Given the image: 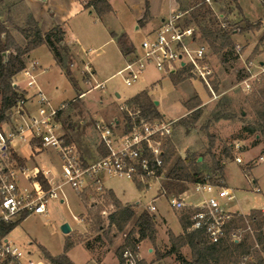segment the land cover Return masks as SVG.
Returning a JSON list of instances; mask_svg holds the SVG:
<instances>
[{
  "label": "built area",
  "instance_id": "2783aa9c",
  "mask_svg": "<svg viewBox=\"0 0 264 264\" xmlns=\"http://www.w3.org/2000/svg\"><path fill=\"white\" fill-rule=\"evenodd\" d=\"M203 2L211 11L214 10L211 0ZM189 10H174L157 27L142 36L133 58L127 59L119 71L126 85H131L145 67L151 65L164 75L183 72L190 79L200 81L213 99L219 96L213 86L216 70L210 47L201 37L196 24L190 20ZM221 17L222 14L215 13L220 27L225 28ZM236 49L239 51L240 46L237 45ZM32 69L24 67L21 70L28 86L35 82ZM242 69L239 85L245 93H251L264 84V58L244 60ZM14 76L11 83L19 88V81ZM25 100L23 95L5 111L7 118L0 120V223L15 222L27 215L44 213L48 199L58 197L59 185L54 189H45L36 178L41 172L30 176L29 190L19 187L18 177L24 172V165L18 161L13 147L12 140L15 138L21 143L32 145L34 151L47 148L55 150L60 161L61 183L68 184L79 193L105 191L102 182L105 176H124L143 186L163 178V140L172 134V121L145 115L138 104L125 102L119 106V117L94 122L98 146L105 153L90 162L82 156L73 141H62L64 133L57 117L61 107H54L41 95L35 112L26 113ZM14 113L21 120L13 121ZM231 146L237 152L243 147L240 141ZM235 161L241 163L242 159L235 156ZM250 181L253 189L258 191L254 180ZM194 189L208 195L190 216V228L205 229L210 241L215 242L222 234L224 221L231 217V212L223 210L219 199H231L232 191L222 184L209 181L194 183ZM168 201L176 210L185 205L176 196L169 197ZM153 209L154 206L150 205L149 210ZM7 234L0 233V264H54L11 240ZM230 237L237 242L240 239L239 231H232ZM122 257L124 264H136L138 260L136 253L129 247L123 250Z\"/></svg>",
  "mask_w": 264,
  "mask_h": 264
},
{
  "label": "crops",
  "instance_id": "0c3cea01",
  "mask_svg": "<svg viewBox=\"0 0 264 264\" xmlns=\"http://www.w3.org/2000/svg\"><path fill=\"white\" fill-rule=\"evenodd\" d=\"M5 1L6 0H4V2ZM89 1L90 0H7V3L9 6V13L13 12L16 15L15 21L17 25H22V23L24 24L26 18L30 15L37 22L38 27L42 32L49 31L55 24L60 25L63 29V42L67 47L68 53V62H65V67L56 60L53 52L50 50L48 45L46 43H43L32 49L24 56L25 68L31 69V67H33L32 73L35 76V82L31 86H28L26 83L27 78L23 77L21 71L15 74L14 78L18 79L20 75H22V77L24 78H22L24 84L21 83V79H18V84L19 88L25 94L26 100L24 109L26 113L35 112V109L38 106V100L41 95L45 96L54 107H61L58 112V120L62 126V132L64 133V135H67L69 137L70 141L74 142V139L76 138L80 140L74 143L77 145L82 156L87 161L91 162L96 160L101 155L98 151L99 138L96 137L97 135L95 136V134L97 133L93 127L94 122L100 119L107 121L115 117H119L121 115V111L119 109V106L121 104L129 102V100H131L135 94L142 90H145L149 96L152 95V86H155L159 81L158 79L149 80L133 95L122 100H119L121 97L120 93H118L116 90L111 92L106 88L105 83L107 81L117 75H121L119 71L125 65L128 56V53L126 54L120 49L117 42V37L120 34H124L127 43H133L136 47L135 50H137L139 42L138 44H136L133 38L139 33H141V35L143 36L147 31L157 27L171 12L179 8L180 2L178 0H108L112 11L102 15L101 17H98L92 6H85ZM260 1L264 6V0ZM0 2L2 4H6V2L3 3V0H0ZM146 2L148 15L144 17ZM232 4L234 5L236 10L244 15V11L241 7V0H232ZM259 17L262 18L263 16ZM0 18L2 19L1 15ZM235 34L237 33H234L233 35ZM132 52L133 49L131 47L130 53ZM239 58L242 59V55H240ZM150 67V65L146 66L142 73ZM172 75L173 74L169 76L171 77ZM181 84L182 83H178L174 85V83L172 82V86L176 92V97L180 101L184 110L182 113L169 118L157 109V106L160 103L159 99H155V97H152L151 100L153 101L156 110L159 112L160 117L164 118L165 120L172 121V133H174L173 143L176 147L175 156L184 158L188 152H194L197 150L198 146L202 148V146L204 145L201 139L194 137L193 134H195V127L192 126L191 128H189L188 132H186L185 134H183L180 125H176L174 128L175 122L178 119L185 117L191 111L188 110L184 104H182L181 98H183L182 94L184 92L180 89ZM94 91H98L96 93L97 96H95L96 98L94 96H92V98H89V95ZM193 92L195 94L191 95V97H188V99L195 97L197 94L203 100L204 96L208 97V100L203 101V105L213 100L216 101L219 96L221 99L225 94L219 93V96L213 99L211 96H207L206 90L204 94H202V96L196 91H192L191 93ZM95 99L98 100L99 103L103 104L101 105L100 109L96 108L93 105L92 102ZM188 99H186V101ZM75 101L78 102V104L80 103L82 105L84 109L83 112L86 115V119H77V121H73L74 123L70 125L69 121H65L64 117H66V111L70 109V106H74L72 102ZM199 107L201 108L200 104ZM12 120L19 121L21 120V117L18 114L14 113L12 115ZM254 137L257 139L255 142L251 141V143H245L246 147L240 154V158L243 153L245 154V162H243L242 160V162L239 163L241 164L239 167L244 172V164L252 160L253 164L252 166H249L247 171H250L252 174V179L259 189L257 192L262 193L261 195H259V197H257V199L255 200L256 202L247 201L245 203L241 199L238 200L237 195H235L236 192L241 190L245 193V190H242V188L238 187L233 188L227 186L225 167L227 162H234L235 158L233 160L231 157H228L227 154H223L221 152L215 157V159L218 160L222 166V185L231 189V193L233 195L231 199L223 198L225 200H222L220 202L223 210L227 212L247 214L251 209L264 210V141H259L260 135L258 134H254ZM233 141L236 142L235 140ZM12 144L18 158L24 165V172L20 173L18 177L19 187L25 191L29 190L30 176L36 174L37 172H41L44 175V179H46L50 188L54 189L59 185V189H57L58 197L56 199H58L62 203L66 202V196L64 194L65 192H63L62 190L64 184L61 183L60 179V161L56 151L49 148L43 149L42 151H34L32 145L21 143L17 138L12 140ZM231 144L229 143L230 146ZM218 145L219 144H217L216 148H218ZM218 151H222L221 148H219ZM252 151H255L254 154L252 153ZM212 153L215 154L214 152ZM260 156L261 158H259ZM111 178L127 177H103L102 182L104 188L113 191L111 187H108L105 184V179ZM154 182H157L158 185V195L163 196L167 199V196H169L168 193L159 192V188L161 185L160 180H156ZM192 187L194 188V184H186L182 192L178 193L176 191V197L181 198L185 204L180 211H183L186 208L200 205L208 195L203 191H198L203 194V197L200 200L195 201L194 196L191 193ZM113 193L123 205H131L134 211L135 208L142 206L143 209L141 211L147 209L149 213L154 216L156 223L155 242L156 244H158V241H160L165 245L166 250H168L171 246L169 232H171L174 236H178L183 233V229L178 220V215L172 210L173 207H171L170 204L169 210L176 217L179 224V229L177 231H173L170 228L166 218L154 205V199L158 197V195L153 197L151 202L146 203L140 200H136L134 202L124 201L120 199L114 191ZM52 199L54 198L48 199L47 203ZM231 201H234V203L230 205L229 202ZM47 203L44 213L27 215L24 218L20 219V222L18 224H21L27 217L32 215H46L48 209ZM150 205L154 206L153 210H149ZM141 211H139V213ZM71 229L72 226L70 227V230ZM76 230L82 232V230L78 226ZM160 230H162V236L160 234ZM9 233L7 234L8 238H10ZM10 239L20 244L18 239ZM38 244L44 247L42 244ZM138 248L140 249L139 244ZM115 249L113 251L108 249L101 255L94 257L91 250L85 248V250L88 251L89 258L82 264H112L114 261L116 264H119L118 259L115 255ZM151 250L152 247H148V253H139L140 258L147 260L149 264H170L168 263L170 261H172L173 264H178L176 255L174 253L164 256L160 259H156L154 261L147 258L149 257V252H151ZM59 254L50 253V255L52 256H56ZM179 254H181L184 258L189 259V247L187 245L181 246L179 248ZM67 257L73 264H76L68 255Z\"/></svg>",
  "mask_w": 264,
  "mask_h": 264
},
{
  "label": "rangeland",
  "instance_id": "374dc122",
  "mask_svg": "<svg viewBox=\"0 0 264 264\" xmlns=\"http://www.w3.org/2000/svg\"><path fill=\"white\" fill-rule=\"evenodd\" d=\"M197 1L199 0H180V3L184 9H188ZM211 1L214 10L211 14H207L206 17L199 18L197 24L211 25V27H214L213 16L215 17V13L222 14L221 20L226 24L225 29L229 31L232 43L216 52L210 46L208 41L202 37L211 50V59L216 70L215 81H217L218 86L216 92L218 94L225 93L221 99L219 96L217 99L218 101L216 100L217 102L213 100L204 105L202 103L203 101L208 100V97L204 96L203 100L198 94L195 96L200 102L201 113L193 124V127L196 128L194 131L195 134L193 135L194 137L201 139L204 146H202V148L198 146L196 151L189 152V158L193 163V165L192 163L190 164V169L191 171H196L198 177L206 181L214 179V175L217 173L213 169L212 158L209 152H207L210 141V137H208L209 135L212 136L213 140V145L211 147V150L213 151L211 152L215 153L214 156L216 157V155L221 152L223 154H229L233 160L235 156H240L243 149L246 147V142L251 143V141L255 142L257 140L254 137V134L260 135L259 129L257 128L256 115L249 104L252 92L245 93L240 87L239 82L242 78L243 60L264 58V6L261 1L241 0L242 10L244 11V15L248 18L235 9L232 0ZM5 2L6 4L0 2V15L2 16V20L13 35L15 41L20 46H24L26 40L24 35L20 32L19 27H23L25 23L17 25L15 21L16 15L13 12L9 13L7 0ZM5 2L3 0V3ZM259 16H263V20ZM245 21H248L255 27L242 29L245 25ZM234 33L237 34L233 35ZM141 36V33H139L133 38L136 44L141 40ZM129 45H131L133 52L128 53L127 59H132L136 47L133 43H129ZM237 45L240 46L239 51L236 49ZM67 54L68 53H65V62L68 60ZM240 55H242V59L239 58ZM22 78V75L18 77V79H21V83L24 84V78ZM153 79H158L159 81L155 86H152L151 93L153 96L150 95L149 97L159 99L160 103L157 106V109L169 118L184 111L180 101L176 97L172 82L174 85L182 83L180 86L181 91L184 92L182 94L184 99L181 98L182 104L186 102L188 97L195 94L194 92L191 93L192 91H196L202 96L206 90L203 84L192 79L190 80V78L183 74V72L175 73L170 77L169 75H164L157 71L153 66L141 73V76L131 85H126L122 76L117 75L107 81L105 86L111 92L116 90L120 93L121 97L119 100H122L133 95L137 90L142 88L144 84ZM20 91L22 90L20 89ZM97 92L98 91H94L91 93L89 98L97 96ZM206 94L207 96H211L207 90ZM190 99L192 98H189L188 100ZM92 103L99 109L101 105H103L96 99ZM72 104L74 106H70V109L66 111V117H64L65 121H69L70 125L74 123L73 121H77V119H86L82 105L80 103L78 104L76 101L72 102ZM219 113H222V116L220 117L221 119L215 118ZM185 117L182 118L185 119ZM182 118L175 122L174 128L176 125H180L183 134H185L189 129L186 130L182 123ZM173 134L174 133H172L168 139L171 141L174 149H176L175 144L173 143ZM96 135L97 134H95V136ZM233 140H238L240 143H243L241 151L237 152L229 145V143L233 144ZM78 141L80 140L77 138L74 139L75 143ZM259 141H263L261 135ZM217 144H219L218 148H216ZM219 148H221L222 151H218ZM254 152L255 151H252L253 154ZM241 158L243 162H245L244 153L241 155ZM252 164V160L246 162L243 166L244 172L239 167L241 164L236 163L235 161L227 162L225 167L227 186L233 188L238 187L245 190V193L239 190L235 194L237 195L238 200L241 199L245 203L247 201L256 202L255 200L257 197L262 194L258 193L252 187L253 185L250 181L253 180L252 174L250 171H247ZM159 180L162 183L165 181V178L163 177ZM154 181L156 180L148 182L145 186L137 182L143 186L142 189H137L134 181L127 178L105 179V184L108 187H111L118 197L124 201L134 202L140 200L148 203L152 201L153 197L158 195V185L157 182ZM181 185L184 187L186 186V184ZM176 188L179 189L178 187ZM62 190L65 192L66 202L62 203L58 199L50 200L47 203L48 209L46 215H32L27 217L21 224H17L12 229L9 233V237L18 239L19 243L24 245L23 247L31 250L35 255H42L46 258L50 253H63L65 242L70 240L73 245L65 253L76 264H82L89 258L88 251L85 250V248L91 250L94 257L99 256L108 249L113 251L115 248L122 245L127 237L136 240L135 246L137 248V259H141L139 253H148V247H152V250L149 252V257L147 258L153 261L156 260V252L166 251L165 245L160 241H158V244H156V242L152 244L148 239H140L136 233L137 228L133 219L126 224L122 231L116 232L115 228H108V215L114 210V206L106 197L105 192L107 189L100 193L92 191L79 193L65 183ZM191 193L193 194L195 201H198L203 197V194L195 190L193 187L191 188ZM80 195L84 197L85 203L81 201L82 199ZM168 195L167 199L158 195V197L154 199V205L166 218L170 228L173 231H177L179 229V224L176 217L169 210L168 201L169 197L177 196L176 190L174 189L171 192H168ZM222 200L225 199L221 198L219 199V202ZM233 203L234 201L229 202L230 205ZM142 209V206L135 208V213H139ZM172 210L179 215L181 209L176 210L172 208ZM63 223H67L70 227L72 226V229L68 232H63ZM77 226L80 227L82 232L76 230ZM113 233L116 235L113 236ZM161 233L162 230H160V234ZM109 238H113L112 244L109 243ZM38 243L42 244L50 253ZM138 244L140 249L137 247ZM168 263L173 264L172 261ZM112 264H116L115 261Z\"/></svg>",
  "mask_w": 264,
  "mask_h": 264
},
{
  "label": "trees",
  "instance_id": "16d2710c",
  "mask_svg": "<svg viewBox=\"0 0 264 264\" xmlns=\"http://www.w3.org/2000/svg\"><path fill=\"white\" fill-rule=\"evenodd\" d=\"M180 2V0H178ZM85 6H92L96 15H102L112 11L108 0H90ZM179 9H184L180 3ZM189 15L197 28L201 37H204L214 51H220L225 46L232 43L230 33L225 28L220 27L217 19L213 16L214 27L211 25H199L198 19L206 17L211 14V9L203 2L197 1L190 6ZM148 15L147 2L144 17ZM248 21L242 29L254 28ZM20 32L24 35L26 43L20 46L10 33L3 20L0 18V120L6 119L5 111L11 106L15 105L17 100L23 98L24 92L19 88L13 86L11 81L15 74L20 72L25 67L24 56L35 47L46 43L53 52L56 60L65 67V53L67 47L64 44V31L60 25L55 24L49 31L42 32L38 27L37 22L32 16L26 18L25 25L19 27ZM117 42L120 49L124 53L131 52V46L127 43L124 34L117 37ZM213 86L217 89V81H213ZM256 90V91H255ZM252 92V97L249 104L256 115L257 128L264 141V84L256 88ZM194 100V101H193ZM129 103H136L139 105L141 111L148 116L160 117L159 112L145 90L135 94ZM199 100L195 97L186 101L184 105L190 113L182 118V123L186 130L191 128L194 122L198 119L201 109L199 107ZM222 113H219L215 118H220ZM224 116V115H223ZM214 118V119H215ZM210 141L207 152L212 158V166L215 172L214 179L209 182L217 185L222 184V166L218 160L215 159L211 152L213 145L212 136L209 135ZM64 142H69L67 135L63 136ZM165 153L163 156V167H165L164 178L165 181L161 183L159 192L168 193L176 190L178 193L184 190L181 184H194L196 182H204L206 180L198 177L196 171H191L189 152L184 158L175 156V149L169 139L163 140ZM98 151L101 155L105 152L98 146ZM193 154V153H192ZM230 157L229 154H227ZM20 163L22 161L18 159ZM193 165V163H192ZM36 178L41 182L42 186L47 189L49 187L47 181L41 173H38ZM138 189L143 186L134 181ZM178 187L179 189H177ZM106 197L114 206V210L108 215V228H115L116 232L122 231L130 220H134L137 228L136 233L140 239H148L152 244L156 238V223L154 216L144 209L139 214H136L132 206L129 204L123 205L121 201L115 196L112 190H106ZM82 201L85 199L80 195ZM198 210L197 206L186 208L179 212L178 220L183 229V233L174 236L169 232V239L171 246L164 252H156V259L174 253L178 264H264V210L251 209L247 214L231 213V217L224 221L222 227V234L217 241H210L205 229H192L190 216ZM24 218V217H23ZM20 220L15 222L0 223V233H9ZM232 231H239L240 239L234 242L230 233ZM116 234L113 233V236ZM109 243H113V238L108 239ZM135 239L127 237L126 241L115 249V255L119 264H124L122 252L126 247H129L134 253H137L135 246ZM73 243L67 240L64 244V252L55 257L47 255V258L54 264H73L67 257L65 252L72 247ZM187 245L190 249V258H184L179 254V248ZM136 264H149L144 259H138Z\"/></svg>",
  "mask_w": 264,
  "mask_h": 264
},
{
  "label": "water",
  "instance_id": "95a60500",
  "mask_svg": "<svg viewBox=\"0 0 264 264\" xmlns=\"http://www.w3.org/2000/svg\"><path fill=\"white\" fill-rule=\"evenodd\" d=\"M62 230H63V232H68L70 230L69 225L67 223L63 224L62 225Z\"/></svg>",
  "mask_w": 264,
  "mask_h": 264
}]
</instances>
